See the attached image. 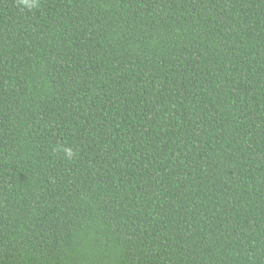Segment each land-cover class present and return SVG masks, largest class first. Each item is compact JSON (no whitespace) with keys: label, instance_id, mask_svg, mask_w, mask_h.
<instances>
[{"label":"trees","instance_id":"1","mask_svg":"<svg viewBox=\"0 0 264 264\" xmlns=\"http://www.w3.org/2000/svg\"><path fill=\"white\" fill-rule=\"evenodd\" d=\"M0 264H264V0H0Z\"/></svg>","mask_w":264,"mask_h":264},{"label":"clouds","instance_id":"2","mask_svg":"<svg viewBox=\"0 0 264 264\" xmlns=\"http://www.w3.org/2000/svg\"><path fill=\"white\" fill-rule=\"evenodd\" d=\"M26 7L34 8L37 5V0H20Z\"/></svg>","mask_w":264,"mask_h":264}]
</instances>
